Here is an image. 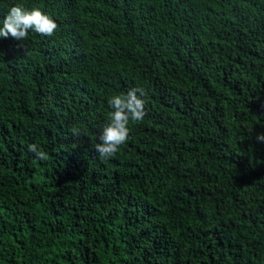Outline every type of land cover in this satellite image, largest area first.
<instances>
[{
    "label": "trees",
    "instance_id": "trees-1",
    "mask_svg": "<svg viewBox=\"0 0 264 264\" xmlns=\"http://www.w3.org/2000/svg\"><path fill=\"white\" fill-rule=\"evenodd\" d=\"M17 4L58 28L0 38V264H264V0H0V20ZM136 87L146 116L103 159L108 100Z\"/></svg>",
    "mask_w": 264,
    "mask_h": 264
},
{
    "label": "clouds",
    "instance_id": "clouds-1",
    "mask_svg": "<svg viewBox=\"0 0 264 264\" xmlns=\"http://www.w3.org/2000/svg\"><path fill=\"white\" fill-rule=\"evenodd\" d=\"M104 16L103 26L107 33L109 31V17L106 6L91 3ZM94 16V15H93ZM58 28L57 23L38 8L25 9L22 5L12 6L6 15L0 20V38H13L22 42L28 39L29 32H34L42 37H50L55 34ZM2 55V53H0ZM147 93L143 88H132L126 94L114 95L108 100L112 109L109 113V122L102 130L100 140L102 143L94 146L95 151L103 159L114 157L130 136L129 124L143 121L146 116L145 97ZM74 137L81 135L77 128L71 129ZM258 142L264 143V134L256 137ZM28 151L33 153L39 160H47V153L40 150L38 144H30Z\"/></svg>",
    "mask_w": 264,
    "mask_h": 264
}]
</instances>
